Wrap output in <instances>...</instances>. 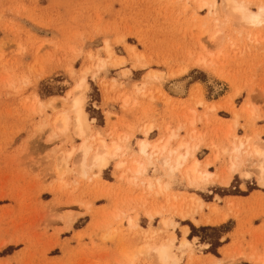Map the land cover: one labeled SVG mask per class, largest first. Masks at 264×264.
<instances>
[{
    "label": "rangeland",
    "instance_id": "obj_1",
    "mask_svg": "<svg viewBox=\"0 0 264 264\" xmlns=\"http://www.w3.org/2000/svg\"><path fill=\"white\" fill-rule=\"evenodd\" d=\"M197 1L0 0V264H157L150 246L170 237L177 264H254L248 255H262L264 183L242 175L254 163L242 154L230 182L220 180L239 139L264 142V24L244 27L221 0L212 14ZM250 1L251 10L264 5ZM105 42L124 64L96 65L107 61ZM85 68L90 140L121 134L122 150L83 176L78 152L59 172L79 140L52 123ZM154 72L162 79L146 77ZM145 125L152 144L172 132L169 147L196 145L199 170L218 176L192 186L156 164L134 180L126 169ZM156 178L158 192L147 188ZM183 238L190 249L178 247Z\"/></svg>",
    "mask_w": 264,
    "mask_h": 264
},
{
    "label": "bare ground",
    "instance_id": "obj_2",
    "mask_svg": "<svg viewBox=\"0 0 264 264\" xmlns=\"http://www.w3.org/2000/svg\"><path fill=\"white\" fill-rule=\"evenodd\" d=\"M197 2H198L197 9H199V10L207 9L208 14H212L213 12H216L218 9L217 4H216L217 1H215V0H198ZM220 2H221V8L224 9L225 11H227L228 14L230 16H233L238 22L245 25L244 27H246V26L247 27H257V26L260 27V25L264 24V5H257L256 10H251L249 8V5L251 4L250 0H221ZM225 11H223V12H225ZM213 36H216V35L214 34ZM103 45H104L103 49H104V52L106 54L107 61H99V62H101V64H96V65H100L99 68H101V69L105 68L107 66V62H109V65L116 66V67L125 63V59L123 57H117L113 53L110 45L107 42H105V44H103ZM131 49L132 48H130V50ZM97 61H96V63H97ZM199 61L200 60H198V62ZM88 71H89V69L85 68L82 71L81 77L76 80V82L74 83L72 88L66 92L65 96L60 97L62 100H66V99L70 98L69 110L66 109L67 111H63L61 113L58 112L56 114L55 118L53 119V123H52L53 128L58 130L59 133L67 134V133H69V131H71L72 136L76 140H79L77 146H72L68 150L66 149L67 151L64 153V155L60 157L59 165H58L59 172H61L60 170L62 167L66 166L68 159L71 156H73L72 154H74V152H78L79 156H80L81 173L83 176L85 174H87L88 169L91 167L96 168L97 173L99 174L101 171H103L105 168L108 167L109 163L112 160L114 161V159L119 155V152L122 150V145L118 143V141H120L119 138H120L121 134H119L118 141H111L109 143H107V141H104L102 138H99L96 141V144H93V141L90 140V139H92L91 138L92 135L90 133L92 125L90 126V123H91V121H93V119L92 120L88 119L87 112L84 109V98H85L86 90L88 88V84L85 80V74L88 73ZM146 77L147 78L162 79L161 74H159L157 72H154L152 74H148ZM176 86H179V84ZM171 88H172V86H171ZM136 90H138V89H136ZM180 90H181V86L179 87V91ZM56 99H57L56 96H50L48 98V102H49L48 104L50 105V107H53ZM40 105H41V103H40ZM70 122H71V125H70ZM145 126H144V128H142L144 137L139 139L136 143L137 146H136V155L134 154L135 157L134 158L131 157L132 159H131L130 164L128 162V164H129L128 167H127L126 162H125L127 160H125V161L124 160H117L115 162L116 168H121V170H122V168L127 167L126 170L131 172L134 180L136 177L144 175L147 172V168L149 166H155L156 164L160 165V167L162 169H164L168 174H174L177 172L181 173L182 176L184 177V179L187 180V183L189 185H192V186H197L199 183H202V184L208 183V182H211L213 180L212 177H214L215 174L213 175L212 173H210L205 168L202 170H199V166L201 167V165H200L201 162L198 159L194 158V152L197 149V147H195L196 145L192 146V143L189 145L188 142L181 141L177 144V146H175L173 148H171V146L169 147L170 138L175 137V133H172V132H171V134H168L169 136L165 140L163 138L162 144H160V143H158V144L153 143L152 144L147 140V136L149 135V132L151 131V125L146 126V127ZM115 132H114V134H115ZM188 133H191V132H188ZM141 134H142V132H141ZM193 134H194V132H193ZM97 135H98V133H97ZM194 135L192 136V138L195 137ZM196 136H197V134H196ZM161 139H162V136H161ZM127 141H128V139H127ZM260 145H264V142L256 140L255 143L250 145L248 138L244 139V140L239 139L238 143L233 145V147L230 149L231 154L229 156L230 165H228L229 166L228 173L226 172L227 173L226 176L224 178L222 177V179L220 180V183L223 186L227 185L230 182L232 175L237 173V168L240 165L239 160H240V157L242 154H246L247 160L251 161V163H254V166H255L254 169L243 170L242 171L243 177L244 178H250V176L252 175L251 173H255L257 176V180L260 183H264V149L261 148ZM227 146H229V145H227ZM223 149H225V148H223ZM180 150H182V151H180ZM220 151H221V149H220ZM223 152L227 153L226 151H223ZM142 159H145L146 162H143ZM189 159H191V162H190V164L188 163L189 165H187V162L189 161ZM209 163H210L209 160H207L204 164L205 167L210 165ZM249 166H251V165H249ZM124 171H125V169H124ZM126 175H127V173H126ZM215 176H218V175L216 174ZM147 181H148V179H147ZM130 182H132V181L130 180ZM161 186L162 185H160V181L157 178L155 180V183L148 182V184H147V188L150 190H152L155 187H158L156 192H158L161 189ZM195 200H196L195 202L197 203L198 206L203 205V202L201 199L196 198ZM184 201H182V202H184ZM191 203H192V201H191ZM197 205H196V207H197ZM173 206H174V204H173ZM182 207L184 208L185 205L182 204ZM179 208H180V206H179ZM185 210H186V208H185ZM178 212H179V209H178ZM193 212L195 213L194 210H193ZM178 214H181V213H178ZM183 214H184V212H183ZM210 214H211V212H210ZM182 216H180L181 219L184 217V216L183 217ZM204 221H205V219H204ZM208 222L213 223V221H210V219L208 220ZM162 223L167 224L166 220H164V219H163ZM170 223H171V221H170ZM183 231L185 232V229ZM189 245H190V242L188 240H186L185 238H183L178 247H186L187 248V246H188V248H189ZM173 247H174V238H171V237L167 243H158V244L155 243V245L150 246V250L153 253L152 257H155L156 263L157 264H177L179 257H177L176 253L174 252L175 249H173ZM263 253H264V251H263ZM263 253H262V255L249 254L248 255L249 257L247 259L250 262H253L254 264H264ZM129 256H132L130 258L128 257V259H130L131 262H132L133 256L136 257L135 254L129 255Z\"/></svg>",
    "mask_w": 264,
    "mask_h": 264
},
{
    "label": "crops",
    "instance_id": "obj_3",
    "mask_svg": "<svg viewBox=\"0 0 264 264\" xmlns=\"http://www.w3.org/2000/svg\"><path fill=\"white\" fill-rule=\"evenodd\" d=\"M109 164H110V163H109ZM246 179H247V178H246ZM232 233H234V232H231V234H232ZM229 243H230V241H229L228 243H226V245H229ZM205 247H206V245H205ZM252 263H253V262H252Z\"/></svg>",
    "mask_w": 264,
    "mask_h": 264
},
{
    "label": "trees",
    "instance_id": "obj_4",
    "mask_svg": "<svg viewBox=\"0 0 264 264\" xmlns=\"http://www.w3.org/2000/svg\"><path fill=\"white\" fill-rule=\"evenodd\" d=\"M217 244V243H216Z\"/></svg>",
    "mask_w": 264,
    "mask_h": 264
}]
</instances>
